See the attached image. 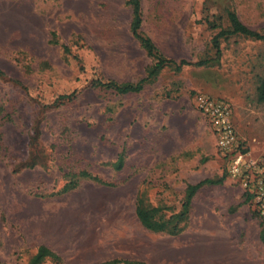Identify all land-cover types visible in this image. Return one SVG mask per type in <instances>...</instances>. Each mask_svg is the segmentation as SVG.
<instances>
[{"label": "rangeland", "instance_id": "rangeland-1", "mask_svg": "<svg viewBox=\"0 0 264 264\" xmlns=\"http://www.w3.org/2000/svg\"><path fill=\"white\" fill-rule=\"evenodd\" d=\"M127 1L0 0V264H28L39 245L60 264H264V218L224 175L194 105L198 95L226 100L236 132L261 152L264 41L219 37L216 56L211 38L228 29V13L264 33V0H139V31L166 59L209 61L162 69L134 94L85 88L94 76L132 84L145 75L150 60L129 36ZM73 90L71 101L53 102ZM82 171L106 185L76 177L59 193ZM220 177L195 191L177 235L138 223L135 197L166 219L186 185Z\"/></svg>", "mask_w": 264, "mask_h": 264}, {"label": "trees", "instance_id": "trees-1", "mask_svg": "<svg viewBox=\"0 0 264 264\" xmlns=\"http://www.w3.org/2000/svg\"><path fill=\"white\" fill-rule=\"evenodd\" d=\"M127 5L130 8V15H131V21L129 24V33H130L129 36L136 43L137 47L143 50L146 57H148L150 60V64L145 70L144 77L140 78L137 82L130 84V83H116L112 79H104L102 77L94 76L88 81V85H86L85 88L112 90V92L116 95L134 94V93H138L146 82L155 79L162 69L172 68L174 72H179L182 67L190 66L191 64L203 65L209 61L208 59H206V60H198L189 63L183 60H180L179 62H175L170 59H166L154 47L151 41L147 37L142 36L139 31V27L141 23L139 0H128ZM227 20L229 25L228 29L219 31L211 38V45L213 48H215L216 56L219 54V50L216 47V38L219 37L226 38L228 36L238 35V36L252 38L255 40L264 41V33H259L255 30L250 29L249 27L244 25L241 21H239L233 13L227 14ZM48 42L54 45L57 44V40L53 31L49 32ZM58 46L59 48H61V51L64 54L67 55L70 54V51H68L67 46L62 44H58ZM74 59L80 65L79 69L82 70V65L80 60L77 59V57H74ZM1 75H2V71L0 70V76ZM79 92H80L79 90H73L68 94H64V95L59 94L55 97L53 102L55 100L61 102H69L75 97V94ZM255 98L260 102H264V69L262 76L259 79L258 85L257 87H255ZM122 164H123V157L120 154L119 156H117L113 164H111V167L113 170L119 171L122 168ZM66 177L67 180L64 183V185L60 187L59 193L64 194L68 191H72L75 187H77V181L75 180L76 177L78 178V180L83 179L86 181H91L98 185H106L105 182H103L97 176L92 175L90 172L88 173L82 171L76 176L72 177L66 175ZM222 181H223V177H220L219 179L216 180H214L213 178H204L192 185L189 184L186 185L185 189L183 190L179 211L175 214L169 215L166 219L162 207L147 206L144 203H142L141 197L137 196L135 197V201H134L135 204L134 215L140 226H142L144 229L154 233L161 232L170 236H175L182 229V227H180V224H183L187 220L188 212L191 205L190 201L195 191L202 185L205 184L219 185L222 183ZM243 195L244 198L248 200L247 196L245 194ZM259 217L264 218L263 216H259ZM261 225L262 226L259 231V240H260L259 242L264 244V224ZM45 259H49L51 261H54L55 263H59V264L61 263V259L56 253L49 250L43 245H39L36 247L35 252L31 256L28 264H40ZM98 264H141V263L109 259V260H104Z\"/></svg>", "mask_w": 264, "mask_h": 264}, {"label": "built area", "instance_id": "built-area-1", "mask_svg": "<svg viewBox=\"0 0 264 264\" xmlns=\"http://www.w3.org/2000/svg\"><path fill=\"white\" fill-rule=\"evenodd\" d=\"M194 101L213 137V148L226 178L252 202L255 213L264 217V147L254 155L240 140L231 120L232 107L226 100L198 95Z\"/></svg>", "mask_w": 264, "mask_h": 264}, {"label": "crops", "instance_id": "crops-1", "mask_svg": "<svg viewBox=\"0 0 264 264\" xmlns=\"http://www.w3.org/2000/svg\"><path fill=\"white\" fill-rule=\"evenodd\" d=\"M235 131H236V129H235ZM236 133H237L238 137L240 138V140H242V139H243V136L241 137V136L238 134V132H236ZM261 145H262V144H261ZM261 145H260V146H261ZM248 146H249V144H248ZM260 146L258 147L259 150H260V148H261ZM249 147H250V146H249ZM249 150H251V148H249ZM251 152L254 153L252 150H251Z\"/></svg>", "mask_w": 264, "mask_h": 264}]
</instances>
